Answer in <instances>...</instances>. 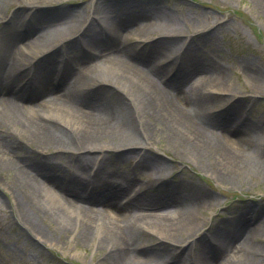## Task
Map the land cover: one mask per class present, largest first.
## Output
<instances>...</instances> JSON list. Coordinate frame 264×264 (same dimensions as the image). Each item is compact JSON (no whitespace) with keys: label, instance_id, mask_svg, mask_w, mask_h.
<instances>
[{"label":"bare ground","instance_id":"bare-ground-1","mask_svg":"<svg viewBox=\"0 0 264 264\" xmlns=\"http://www.w3.org/2000/svg\"><path fill=\"white\" fill-rule=\"evenodd\" d=\"M10 1L0 0V22L6 17L3 11ZM22 1L31 14H12L9 22H23L28 17L30 32L14 34L0 29V168L11 172L23 199L43 200L44 194L45 198L59 204L61 210H73L76 216L71 223L76 237L91 242L96 250L105 251L110 264H187L183 256L191 249L195 251L196 264H262V260H256L260 253L256 254L255 242L258 236H264V228H246L247 213L243 211L231 218V230L226 235L214 222L206 235L198 233L199 230L191 231L198 217L196 212L210 196L200 188L201 195L184 193V184L163 187L170 175L164 167L166 164L143 149L145 141L152 137L153 126L158 124L160 130L197 161L212 158L217 168L235 177L249 173L264 176V151L258 150L256 140L244 133L254 127L249 128L245 122L237 120L235 96L225 107L212 110L220 98L204 93L208 86L225 85L223 71L212 62L201 61L189 41L180 38L182 32L178 23L158 10L149 9L122 18L109 17L106 5L96 1L86 16L74 12L66 20L57 21L70 9L43 7L59 0ZM258 1L264 6V0ZM40 5L43 9H39ZM53 25L56 31L48 32ZM92 25L100 29L101 25H106L104 43ZM156 33L161 38L152 42L149 50H137V45L128 44L132 37L144 42V37ZM77 41L86 47L84 54L72 57L75 51L69 50L70 57L58 70L60 78L54 80L55 71H52L48 80L46 75L54 55L62 48L73 47ZM179 41L182 46L186 45L189 58L184 63L175 57L160 60L163 51H169ZM23 66L28 67L23 70ZM247 70L252 86H258L261 79L257 70L249 66ZM197 72L202 76L195 83H187L186 91L183 85ZM16 78L22 83L19 94L10 91L6 84ZM52 81H56L54 87ZM99 83L111 87L104 89L105 94H94L103 92L100 89L103 87H97ZM35 113L42 121L33 116ZM237 130L241 134L234 142L228 134ZM140 134L144 140L137 141ZM16 135L25 142L37 144L35 147L41 151L55 150L45 155L47 160L55 154L69 157L72 163H68L66 173L55 176L54 166L42 158L35 162L11 157L10 153L16 149L11 138ZM107 142L114 143L112 148L117 152L137 148L136 165L148 173L146 189L156 187L162 191V196L157 199L148 196L133 203L131 201L138 197L136 194L128 202L130 209L114 206L104 197L113 194L117 198L130 187L132 180L118 172L107 179L110 174L101 170L106 155L101 157L95 170V174H103L92 179L84 177L89 183L100 177L106 189L89 197L82 196L78 189H83L84 183L76 169L88 175L98 155L111 149L110 144L99 145ZM168 206L172 211L161 212ZM56 214L61 219L58 211L54 212ZM35 226L32 230L38 236L40 229ZM59 228L73 232L69 213ZM143 232L156 235L155 247L144 242ZM190 235H197V239L185 243ZM204 235H209L208 241ZM202 241L207 243L200 247ZM169 248L174 251L172 254ZM234 251L237 256L228 257Z\"/></svg>","mask_w":264,"mask_h":264},{"label":"rangeland","instance_id":"rangeland-1","mask_svg":"<svg viewBox=\"0 0 264 264\" xmlns=\"http://www.w3.org/2000/svg\"><path fill=\"white\" fill-rule=\"evenodd\" d=\"M96 1H102L106 5L109 17L116 16L122 18L153 9L162 12V14H167L171 19H174L182 32L180 38L185 39L186 42L189 41L197 57L201 61L212 62L215 67L223 71L222 76L225 85L222 87L208 86L204 90V93L207 94L208 92L212 97L220 98L219 103L212 110L216 107V109L225 107L226 103L230 102V99L235 96L238 102L236 105L237 120H242L247 126H250L249 128L254 127V130L251 129L244 133L245 135H251V140H256L254 142L258 144V150L262 149L264 151V6L260 1L59 0L47 3L43 8H48L49 10L57 9L58 7L69 8L70 11L67 14L57 19V21H64L74 12L86 16V14L90 13V8ZM43 8L40 5L39 9ZM3 12L6 17L1 20L0 29L5 30V32L11 30L14 34L24 33V30L30 32L31 25L29 20H25L24 22H9L12 14L24 13L27 16L31 14L24 1L11 0ZM89 19L83 24L82 28L86 26ZM97 26L92 25L96 33L99 29ZM101 28L107 32L106 25H101ZM199 30L201 32L195 35ZM55 31L56 26L54 25L48 28V32ZM159 37L160 35L157 33L144 37L146 38L144 39V45L148 44L147 46L142 44L143 39L135 37H132L128 44L131 46L137 45V50L140 48L149 50L151 43ZM100 41L104 43L105 39L102 38ZM85 48L84 45L77 41L73 47L62 48L57 51L53 58L54 62H52L47 71L46 77H48V80L54 70L55 61L61 60L64 62V60L70 57L69 50L75 51L71 53L72 57L84 54ZM167 51H163V54L160 55V60H173L174 57H177V53V58L182 63L185 62V59L189 58L186 45L182 46L181 41L174 43L170 50ZM66 54L68 55L67 57ZM248 66L259 73L261 82L258 86L253 87L250 83L246 74ZM27 67L23 66V70H26ZM199 73L197 72L187 79V82L183 85L186 91L188 89L187 83H195L202 76ZM19 81V78L9 80L6 83L9 90L11 91V88ZM97 87H103L100 88L103 92L98 91L94 94H105L107 91H104V89H110L111 86L99 83ZM33 116L40 119L36 113ZM59 119L63 121L68 120L67 118L65 120L63 117H59ZM137 122V120L134 121L135 124ZM243 128L244 126L241 127L240 131ZM11 129L14 134V128ZM152 131V137L149 141H145L146 146L143 149L148 154L157 156L166 164L164 167L168 169L170 175H168L169 179L163 182V187L184 184L186 185L184 193L189 192L192 195H201L199 190L202 189L203 193L205 192L210 196L202 209L196 212L198 217L195 224L192 225L191 231L193 229L199 230L198 233L206 235L209 231V226L214 222L226 235L231 230L229 227L231 218H235L243 211L247 213L246 228L256 227L259 230L264 228L262 226V221L264 220L263 175L249 173L235 177L231 173L226 174L221 168L216 167L212 158L195 160L187 150L177 145L169 134L160 130V125L155 124ZM240 134L237 130V133L234 132L228 135L235 140L234 142H237ZM15 137L11 138L12 141H15L14 144L16 146V149L10 153V156L13 158L35 162L41 161L40 159L42 158L44 162L54 166L53 173L57 177L58 175L65 174L69 168L68 163H72L69 157L58 154L47 160L45 155L53 149L41 151V149L35 147L37 144L25 142V140L20 139L17 135ZM20 137L23 138L22 136ZM136 140L141 141L144 139L141 135L136 137ZM101 144H110L111 146V149L102 151L98 155L99 161L103 155H106V158L102 161L103 169H101L102 172L107 171L110 174L106 178L110 179L112 176H116L118 172L122 175L124 174V176H129L132 180L130 184L131 188L125 189L117 198H114L113 194L104 197H108L114 206L118 204L124 205L122 204L123 201L121 202L119 199L123 198L135 186L138 187L145 184L148 173L145 169L140 168L139 164L136 165L138 161L136 155L139 154L137 148H133V150L123 149V152H117V149L112 148L115 145L114 143H99V145ZM239 144H242V142L239 141ZM76 172L81 179L87 176L86 174L82 175L77 169ZM102 174L96 173L95 175L101 176ZM68 175L71 176L70 174ZM164 176V174L160 175L161 178ZM103 183L105 182L100 177H95V180L90 182L88 187H86L87 190L83 192L90 195L100 193L107 187ZM150 183H152V179ZM153 188L146 189V186H144L138 197L131 202L134 203L136 200H141L148 196L156 199L162 196L160 189ZM189 188L190 190H188ZM90 189H92L93 193L88 191ZM78 190L82 195V187ZM20 193L21 191L14 185L11 172L0 168V264H110V257H106L105 251L96 250L91 242L86 243L76 237L74 224L72 225L71 223V219L76 216L73 214V210L70 209L69 212L65 209L61 210L59 204L56 205L51 199L45 198L44 194H42L43 200L34 199L28 202L26 199H23ZM132 193L134 191L130 194ZM126 208L130 209V205L126 204ZM172 209V207L168 206L161 209V212H169ZM57 211L62 215L61 219L59 218L60 215H54V212L56 213ZM67 213L70 215V231L73 226V232H69V230L62 231L59 228ZM33 226L40 229L38 236L33 232ZM155 236L145 232L142 239H144V242L155 247L157 242ZM208 238L209 235L206 237L207 241ZM195 239H197V235H190L185 243ZM256 240V254L260 253L259 256H256L258 258L256 260H262V264H264V236H258ZM206 243V241H202L200 247H203ZM220 244L222 245V243ZM207 247L210 248L208 244ZM169 252L172 254L174 251L169 248ZM234 255L235 251L230 253L228 257L235 258L237 255ZM195 258L194 249L186 253L185 257L183 256L184 262L186 259L187 264H196Z\"/></svg>","mask_w":264,"mask_h":264}]
</instances>
